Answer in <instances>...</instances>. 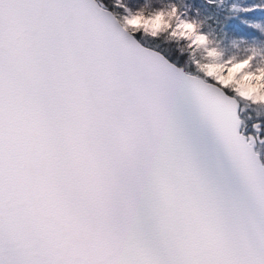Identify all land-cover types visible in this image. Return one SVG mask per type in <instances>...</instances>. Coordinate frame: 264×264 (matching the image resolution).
Here are the masks:
<instances>
[{
  "label": "snow or ice",
  "instance_id": "6c2138e0",
  "mask_svg": "<svg viewBox=\"0 0 264 264\" xmlns=\"http://www.w3.org/2000/svg\"><path fill=\"white\" fill-rule=\"evenodd\" d=\"M0 264H264V0H0Z\"/></svg>",
  "mask_w": 264,
  "mask_h": 264
}]
</instances>
